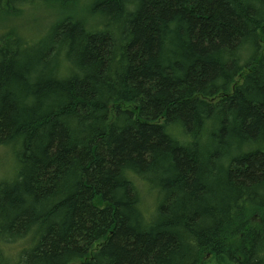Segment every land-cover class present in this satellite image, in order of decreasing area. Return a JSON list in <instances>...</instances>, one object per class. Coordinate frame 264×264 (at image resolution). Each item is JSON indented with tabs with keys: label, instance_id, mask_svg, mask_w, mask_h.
I'll return each mask as SVG.
<instances>
[{
	"label": "trees",
	"instance_id": "obj_1",
	"mask_svg": "<svg viewBox=\"0 0 264 264\" xmlns=\"http://www.w3.org/2000/svg\"><path fill=\"white\" fill-rule=\"evenodd\" d=\"M31 7L57 19L28 40ZM1 17L0 264H264V0Z\"/></svg>",
	"mask_w": 264,
	"mask_h": 264
},
{
	"label": "rangeland",
	"instance_id": "obj_2",
	"mask_svg": "<svg viewBox=\"0 0 264 264\" xmlns=\"http://www.w3.org/2000/svg\"><path fill=\"white\" fill-rule=\"evenodd\" d=\"M57 19L56 11L52 8L45 7H31L28 9H22L19 15L11 23L13 28L19 30L28 40L32 36L38 34L41 35L45 30H47ZM2 20V17L0 18ZM2 25L0 26V28ZM2 29H0L1 33ZM7 148V147H6ZM15 153L9 152V150L2 148L0 149V183L7 181L10 182L15 178L17 173V163L15 161ZM25 240V239H24ZM24 240H19L12 243V247H18L15 251H18L10 260L8 264H18L17 257L22 249L27 248V242H31V239H27L24 244ZM14 248V249H15ZM212 256H208V261H210Z\"/></svg>",
	"mask_w": 264,
	"mask_h": 264
}]
</instances>
